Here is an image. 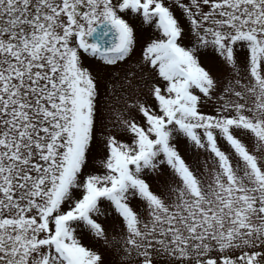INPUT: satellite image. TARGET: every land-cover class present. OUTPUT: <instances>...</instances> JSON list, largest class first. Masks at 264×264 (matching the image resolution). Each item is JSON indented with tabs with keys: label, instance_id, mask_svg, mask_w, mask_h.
Wrapping results in <instances>:
<instances>
[{
	"label": "snow or ice",
	"instance_id": "1",
	"mask_svg": "<svg viewBox=\"0 0 264 264\" xmlns=\"http://www.w3.org/2000/svg\"><path fill=\"white\" fill-rule=\"evenodd\" d=\"M0 264H264V0H0Z\"/></svg>",
	"mask_w": 264,
	"mask_h": 264
},
{
	"label": "rangeland",
	"instance_id": "2",
	"mask_svg": "<svg viewBox=\"0 0 264 264\" xmlns=\"http://www.w3.org/2000/svg\"><path fill=\"white\" fill-rule=\"evenodd\" d=\"M177 15H179V13H177ZM151 35V29H148L146 26L141 28V27H137V44H136V49L133 51L132 53V57L130 60H126L125 62H122L121 64H118L117 66H114V67H111V68H108V69H105L103 68L102 66L96 64L95 61H92V64H93V67L97 70V71H100L103 75H107L109 74L110 72H117L125 67H128L130 64H135L136 62V59L139 57L140 55V51H141V45L142 43L144 42V40L149 36ZM182 43H185L187 44L188 43V39H187V34H186V37L184 40H182ZM200 61L202 64H204L205 66H210L212 65L214 62L211 58L210 55L208 54H205V53H201L200 54ZM223 147V145H221ZM181 147V154L184 155L186 161L190 162L191 163V157L189 154H187V152L184 150L183 146H180ZM99 159V155H97L95 157V159L91 158L90 157V166L95 168V167H98L96 161ZM150 184H153V187H154V190H155V182H156V178L154 176H146L145 177ZM86 243L88 241H85ZM99 246V245H97ZM101 251H104L103 247H101ZM105 258L106 260H110L111 257L105 253Z\"/></svg>",
	"mask_w": 264,
	"mask_h": 264
}]
</instances>
